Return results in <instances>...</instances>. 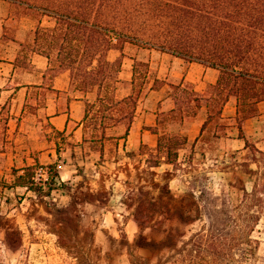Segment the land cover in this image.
<instances>
[{
    "label": "rangeland",
    "instance_id": "374dc122",
    "mask_svg": "<svg viewBox=\"0 0 264 264\" xmlns=\"http://www.w3.org/2000/svg\"><path fill=\"white\" fill-rule=\"evenodd\" d=\"M33 13L24 6L0 0V56L5 54L7 47L12 48L10 40H14L17 25L14 19L36 18L38 37L41 30L54 24L53 20ZM41 43L42 39H38L36 49L45 46ZM56 50L55 46L50 50L45 48L55 65L58 64ZM151 50L160 51L123 45V54L133 55L136 59L130 84L121 80L119 73L116 79L82 87V90L79 80H74L71 87L88 101L86 124L88 134L95 136V141L85 145L87 159L78 160L77 168L83 169L85 178L77 175L80 170L68 180L62 173L64 180L58 179L61 184L56 179L58 192L44 196V203H39L35 194L25 189L3 188L4 183L12 181L11 171L16 164L26 163L25 157L32 155L18 150L15 154L17 151L11 147L4 128L5 113L0 109V214L10 217L22 232L21 244L11 249L4 244V230L0 227V264H169V255L174 250L169 247V234L179 247L194 233L205 231L208 221L204 214L187 223L169 221L164 211L149 208L148 201H157L159 196L169 201V192L163 194L161 191L163 185L166 184L167 190L178 198L190 197L192 193L204 199L201 190L210 191L219 197L222 218L243 214L247 209L239 204L252 203L250 164L261 156L253 150L244 155L222 150L215 135L223 134L229 123L235 126V122L239 125L240 121L236 117L235 121H229L217 113L219 106L215 104L214 92L208 87L202 92L206 95L198 92L195 97L190 86H173L170 94L168 88L167 100L157 113L155 148L140 145L136 153L123 150L126 143L122 137L129 129L135 105L145 99L149 80L156 75L149 67ZM128 64L126 61L121 76L125 77ZM127 96L130 99L120 101ZM172 103L174 108L169 110ZM207 115L203 132L196 135L199 124L203 118L207 119ZM186 132L196 135L197 141L194 143L192 137L186 140ZM176 138L182 142L177 150L180 168L173 170L167 163V151L169 143ZM31 167L35 168L37 177L40 173H43L42 178L47 177V168L35 164ZM57 170V167L51 169L52 173H58ZM169 172L172 173L170 177ZM257 187V195L264 198V188L262 185ZM69 189L77 198L85 192L101 196L103 203L75 204L67 194ZM127 193L140 201L137 220L132 215V208L124 202ZM69 200L75 206L67 209ZM253 210L261 211V219L251 231V237L264 249V204ZM192 215L195 216L193 212ZM138 236L144 237L150 245H132Z\"/></svg>",
    "mask_w": 264,
    "mask_h": 264
},
{
    "label": "trees",
    "instance_id": "16d2710c",
    "mask_svg": "<svg viewBox=\"0 0 264 264\" xmlns=\"http://www.w3.org/2000/svg\"><path fill=\"white\" fill-rule=\"evenodd\" d=\"M2 1L24 6L34 11L33 14L54 21L50 28L41 30L39 37V27L35 30L36 41L42 39L41 44L45 45L39 46L37 51L48 57L45 48L50 50L53 46L57 47L58 65L69 70L71 84L79 80L80 90L116 79L121 62L109 61L107 51L117 48L122 54L123 45L130 44L158 49L217 69V80L208 88L214 92L215 104L219 106L218 114L223 105L233 98L237 118L241 121L255 115L257 103L264 100V0ZM191 92L195 97L197 93ZM202 94L206 95L205 92ZM127 99L130 96L120 101ZM208 116L200 130L204 129ZM127 131L123 134L124 140ZM152 131L156 133L155 127ZM103 134L104 131L101 136ZM94 138L91 136L90 141L94 142ZM181 145L177 138L169 143L167 163L172 165L173 170L180 168L177 150ZM155 164L157 166L158 162ZM54 168V165L47 166L45 179L37 177L35 168L31 166L13 168V179L10 183H4L3 188L25 189L35 194L39 203H44L43 197H50L51 192L57 189L54 181L56 173L51 171ZM171 175L169 172V177ZM161 191L163 194L169 192V201L159 196L157 201H148V207L164 211L169 221L187 223L200 218L202 214L208 221L205 231L194 233L179 247L169 234V247L174 248L169 255V264H262L264 249L251 237V231L261 219V211L253 210V207L261 208L264 204V198L257 195L256 184L250 193L252 203L249 205L245 201L239 204L247 210L243 214L225 218L219 214V197L210 191L206 193L201 190V194H205L204 199L192 193L190 197H175L170 189L167 190L166 184ZM80 194L83 196L79 197L80 200L93 199L87 192ZM72 197V202L77 204L79 198L76 195ZM124 202L128 208H132V215L137 220L140 201L127 193ZM67 206L69 209L75 205L69 203ZM12 221L10 217L0 214L3 242L15 249L21 244L22 232ZM132 245L146 247L150 242L138 236Z\"/></svg>",
    "mask_w": 264,
    "mask_h": 264
},
{
    "label": "crops",
    "instance_id": "0c3cea01",
    "mask_svg": "<svg viewBox=\"0 0 264 264\" xmlns=\"http://www.w3.org/2000/svg\"><path fill=\"white\" fill-rule=\"evenodd\" d=\"M14 21L17 25L14 40H10L12 48L7 47L5 54L0 56V109L5 113V132L13 150L32 155L25 157L26 163L16 164L14 168L22 169L34 164L45 168L54 165L58 168L54 181L59 184L58 179L64 180L62 173L68 180L69 177H74L76 170H80L77 175L85 178L83 169L77 166L79 159H87L85 145L94 143L90 141L86 124L85 109L88 101L83 94L71 87L68 69L55 65L51 57L37 51V21L29 16H22ZM106 57L109 61H121L119 78L130 84L135 57L123 52L121 54L115 48L109 49ZM126 61L129 64L124 77L121 75ZM149 67L156 75L149 80L145 99L135 105L125 138L123 150L133 153L138 151L140 145L155 148L156 134L152 129L157 123V113L163 109L167 100L168 88L169 94L171 87L185 85L190 86L195 93H202L206 87L215 84L219 75L215 68L157 50H151ZM173 108L174 103L169 104V110ZM256 108L255 115L241 120L239 125L236 122L235 126L229 123V128L223 134L215 135L226 153L244 155L253 150L257 156H261L250 164L253 175L251 188L254 184L264 185V100L259 101ZM220 116L235 121L237 114L234 99L230 98L223 105ZM205 120L206 117L199 124L196 135L203 132L200 127ZM196 135L186 132L184 136L187 137L186 140L192 137L195 143ZM56 186L54 192L59 190L57 183ZM88 193L93 199L79 198L78 201L103 203V197ZM67 194L73 200L74 193L70 189Z\"/></svg>",
    "mask_w": 264,
    "mask_h": 264
}]
</instances>
